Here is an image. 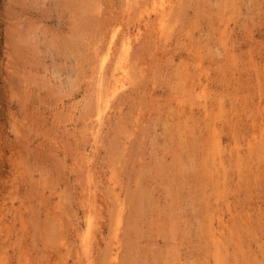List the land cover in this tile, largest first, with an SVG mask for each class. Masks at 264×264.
<instances>
[{"label":"rangeland","instance_id":"374dc122","mask_svg":"<svg viewBox=\"0 0 264 264\" xmlns=\"http://www.w3.org/2000/svg\"><path fill=\"white\" fill-rule=\"evenodd\" d=\"M0 264H264V0H0Z\"/></svg>","mask_w":264,"mask_h":264},{"label":"bare ground","instance_id":"6f19581e","mask_svg":"<svg viewBox=\"0 0 264 264\" xmlns=\"http://www.w3.org/2000/svg\"><path fill=\"white\" fill-rule=\"evenodd\" d=\"M169 1V0H168ZM148 6V5H147ZM165 6V5H164ZM168 6V5H167ZM172 6V5H171ZM146 10V9H145ZM172 10V9H171ZM169 17V16H168ZM157 18V17H156ZM170 19V18H169ZM168 24V23H167ZM128 63V62H127ZM117 68V67H116ZM113 72V71H112ZM111 76V75H110ZM135 78V77H134ZM111 79V78H110ZM123 81V80H122ZM126 82V81H125ZM177 83V82H176ZM114 86V85H113ZM197 86V85H196ZM115 87V86H114ZM115 89V88H114ZM196 89V88H195ZM195 91V90H194ZM107 92V91H106ZM115 93V92H114ZM109 94V93H108ZM193 95V94H192ZM187 96V95H186ZM197 98V97H196ZM187 99V98H186ZM200 103V102H199ZM106 113V112H105ZM127 199V198H126ZM133 199V197H132ZM131 201V200H130ZM134 201V200H133ZM129 203V202H128ZM132 204V203H131ZM94 205V204H93ZM147 209V208H146ZM134 211V210H133ZM131 212V211H130ZM120 213V212H119ZM135 219V218H134ZM133 219V220H134ZM138 222V221H137ZM123 231V230H122ZM124 251V250H123ZM83 253V252H82ZM132 254V253H131ZM115 255V254H114ZM118 256V255H117ZM125 256V255H124ZM107 258V257H106ZM91 259V258H90ZM104 259V258H103ZM83 261V260H82ZM123 262V261H122Z\"/></svg>","mask_w":264,"mask_h":264}]
</instances>
